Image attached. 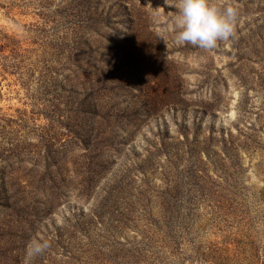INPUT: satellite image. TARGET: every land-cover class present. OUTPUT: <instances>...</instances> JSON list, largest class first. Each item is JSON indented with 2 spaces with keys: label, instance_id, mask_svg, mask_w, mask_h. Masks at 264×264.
Masks as SVG:
<instances>
[{
  "label": "rangeland",
  "instance_id": "rangeland-1",
  "mask_svg": "<svg viewBox=\"0 0 264 264\" xmlns=\"http://www.w3.org/2000/svg\"><path fill=\"white\" fill-rule=\"evenodd\" d=\"M261 2L204 50L173 0H0V264H264ZM117 179L126 215L95 218ZM139 204L170 208L142 244Z\"/></svg>",
  "mask_w": 264,
  "mask_h": 264
},
{
  "label": "clouds",
  "instance_id": "clouds-1",
  "mask_svg": "<svg viewBox=\"0 0 264 264\" xmlns=\"http://www.w3.org/2000/svg\"><path fill=\"white\" fill-rule=\"evenodd\" d=\"M178 14L172 18L175 41L191 44L200 49H214L218 42L234 38L238 9L234 6L219 8L211 0H173ZM40 249L32 248L36 253Z\"/></svg>",
  "mask_w": 264,
  "mask_h": 264
},
{
  "label": "trees",
  "instance_id": "trees-1",
  "mask_svg": "<svg viewBox=\"0 0 264 264\" xmlns=\"http://www.w3.org/2000/svg\"><path fill=\"white\" fill-rule=\"evenodd\" d=\"M262 0H258V4H261ZM233 2V3H232ZM227 2L224 3V5H226ZM232 4H234V0H229V5L232 6ZM99 116L97 118V120H95L94 125H98L100 123V120L98 121ZM96 130V128H94ZM99 147H102V144H100L99 142H95L93 140H90L87 144L86 149H88L90 152L91 151H98ZM100 156H96V157H90L89 161L87 163H85V173L87 175V181H86V187H85V191H86V195L91 196L92 191L94 186L96 185V183L104 177L105 173L108 170L109 167V163L108 161H103L100 159ZM124 185L121 187V181L120 179L114 180V182H112V184L110 186L107 187L106 189V193L102 198V203L100 205V209H98V211L93 212V215L95 216V218L97 219H101L105 214L108 215H115V214H120V215H126L123 212L119 213V194L122 192L121 188H123ZM122 197V196H121ZM101 206H105V208H101ZM141 209H143L142 213L138 212V217H141L140 220H138V225L143 227V232H142V239L141 240H136V243L142 244L144 243V241H142L143 239L145 240L147 238H145V235L143 234L145 232V229H150V226L152 225V223L154 222H162L164 219L167 218L168 214H169V207L166 204H160L158 206H156V210H157V214L158 215H153L152 212V207H148V206H142L141 204L138 205ZM137 206V207H138ZM136 207V208H137ZM169 208V209H168ZM2 212H6L8 211V204L1 206V210ZM107 211V212H106ZM106 212V213H105ZM12 213V217L10 218H17V214H18V210L16 211L15 208L13 207L12 209H10L9 214L7 213V215L10 216V214ZM14 215V216H13ZM152 221V222H151ZM117 244H121L124 245V243L121 242H117ZM126 244V243H125ZM140 246H136L134 245L132 247V249H127L128 252V256L134 257L136 254L142 255V251L141 249H139ZM133 250V251H132Z\"/></svg>",
  "mask_w": 264,
  "mask_h": 264
}]
</instances>
